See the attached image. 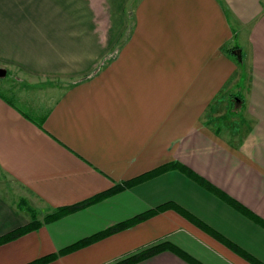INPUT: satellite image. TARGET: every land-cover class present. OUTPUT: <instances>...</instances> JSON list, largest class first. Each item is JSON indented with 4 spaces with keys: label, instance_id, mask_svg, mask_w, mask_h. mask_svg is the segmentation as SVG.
I'll list each match as a JSON object with an SVG mask.
<instances>
[{
    "label": "crops",
    "instance_id": "0c3cea01",
    "mask_svg": "<svg viewBox=\"0 0 264 264\" xmlns=\"http://www.w3.org/2000/svg\"><path fill=\"white\" fill-rule=\"evenodd\" d=\"M235 49L241 61L230 52ZM0 264H30L173 205L264 264V0H0ZM231 108V110H230ZM234 113V114H233ZM169 243L251 264L174 208L49 264H114ZM138 264H190L165 251Z\"/></svg>",
    "mask_w": 264,
    "mask_h": 264
},
{
    "label": "trees",
    "instance_id": "16d2710c",
    "mask_svg": "<svg viewBox=\"0 0 264 264\" xmlns=\"http://www.w3.org/2000/svg\"><path fill=\"white\" fill-rule=\"evenodd\" d=\"M230 52L234 53L235 56L241 61V55L238 53L237 50L231 49ZM171 170L180 171V172L186 174L187 176L191 177V179L200 183L207 190L214 193L219 198H223L228 203H230L233 207H235L237 210L246 214L248 217H250L251 219H253L254 221H256L257 223H259L260 225H262L264 227V221L260 220L255 215L246 211L244 208H242L239 204H237L236 202L231 200L228 196H226L220 190H218L215 187H213L212 185H210L208 182H206L205 180H203L202 178L197 176L195 173H193L191 170H189L185 166L181 165L180 163H176V162L165 165V166H163V167H161V168H159V169H157L151 173H148V174H145L139 178H136L133 181L125 182L123 185H117L110 192L103 194V195H100L96 198H93L87 202H83L81 204H78V205L72 206V207H65V208L56 209L51 214H49L45 217V222H52V221L61 219V218L65 217V216H67V215H69V214H71L77 210L86 208V207H88L94 203H97L99 201L106 199L107 197L115 195L123 189L131 188L132 186H134L138 183L147 181V180H149V179H151L157 175L163 174V173L171 171ZM172 208H174V210H176L179 214H181L183 217H185L191 223L195 224L196 226H198L199 228H201L202 230L207 232L209 235H211L212 237H214L215 239L220 241L222 244L227 245L229 248H231L233 251L238 253L241 257H243L244 259L249 261L251 264H260L259 262H257L253 258H251L250 256L239 251L235 246H233L232 244H230L226 240L222 239L219 235H217L212 230H210L209 228L204 226L201 222L196 220L193 216L184 212L183 210H181L177 206H173V205H167V206L157 208L156 210H150L147 213L142 214L141 216H137V217H134V218L127 220L125 222L119 223L116 226L109 228V229H107V230H105L99 234H96V235L91 236L89 238H86L82 241H79V242L61 250L58 254H53V255L41 258V259H39L35 262H32L30 264H49V263L55 261L56 259H58L60 256H65V255L71 254L75 251H78L80 249L86 248V247H88V246H90V245H92V244H94V243H96L102 239H105V238H107L111 235L117 234L119 232L125 231L129 228H132V227L152 218L153 216H155L161 212H164L168 209H172ZM32 213H33V217H34L32 222H30L29 225H27L23 228L17 229L15 231L1 237L0 238V246L3 244H6V243L12 242L16 239H19L20 237L27 235V234L39 229V227L41 226L42 223H40L38 220H36L37 215L34 213V211H32ZM165 251L175 252L176 254H178L179 256L184 258L190 264H199L196 261H194L193 259L186 256L183 252L177 250V248H175L174 246H172L169 243H160L157 245L147 247V248H145V249H143L137 253H134L130 256H127V257L117 261L114 264H138V263H141V262H143V261H145L151 257H154L155 255H158L162 252H165Z\"/></svg>",
    "mask_w": 264,
    "mask_h": 264
},
{
    "label": "water",
    "instance_id": "95a60500",
    "mask_svg": "<svg viewBox=\"0 0 264 264\" xmlns=\"http://www.w3.org/2000/svg\"><path fill=\"white\" fill-rule=\"evenodd\" d=\"M7 72L4 69H0V78L5 77Z\"/></svg>",
    "mask_w": 264,
    "mask_h": 264
},
{
    "label": "rangeland",
    "instance_id": "374dc122",
    "mask_svg": "<svg viewBox=\"0 0 264 264\" xmlns=\"http://www.w3.org/2000/svg\"><path fill=\"white\" fill-rule=\"evenodd\" d=\"M230 110H231V108H230Z\"/></svg>",
    "mask_w": 264,
    "mask_h": 264
}]
</instances>
